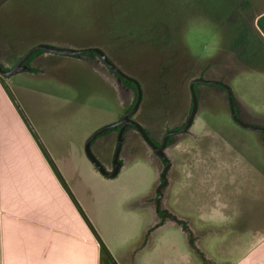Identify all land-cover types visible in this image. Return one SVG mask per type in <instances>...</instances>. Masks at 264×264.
<instances>
[{"label": "rangeland", "instance_id": "obj_1", "mask_svg": "<svg viewBox=\"0 0 264 264\" xmlns=\"http://www.w3.org/2000/svg\"><path fill=\"white\" fill-rule=\"evenodd\" d=\"M263 16L264 0H0L1 64L40 45L97 49L140 85L127 117L147 138L162 142L186 125L162 154L128 129L116 151L121 174L105 181L94 173L99 154L112 161L117 133L87 140L127 126L135 90L84 54H40L33 70L5 78L118 264L160 237L161 255L143 248L137 264L232 261L264 236V132L242 127L231 105L240 121L264 128ZM201 81L223 88L198 85L191 110V85ZM0 91L26 126L2 79Z\"/></svg>", "mask_w": 264, "mask_h": 264}, {"label": "crops", "instance_id": "obj_2", "mask_svg": "<svg viewBox=\"0 0 264 264\" xmlns=\"http://www.w3.org/2000/svg\"><path fill=\"white\" fill-rule=\"evenodd\" d=\"M82 158L91 169L87 156L82 154ZM95 172L102 180L110 179L104 171ZM87 185L89 190L94 187ZM77 205L0 91V264H112V254L102 248ZM159 239L143 244L157 258L163 252L156 251ZM137 246L129 253L132 263L123 257L127 264H137L143 251ZM251 246L238 259L213 260L212 264H264V236Z\"/></svg>", "mask_w": 264, "mask_h": 264}, {"label": "water", "instance_id": "obj_3", "mask_svg": "<svg viewBox=\"0 0 264 264\" xmlns=\"http://www.w3.org/2000/svg\"><path fill=\"white\" fill-rule=\"evenodd\" d=\"M39 50H43V51H47V52H51L54 54H63V55H81V54H86L88 52H95L97 54H99V56L104 60V62L111 67L115 73H117L118 75L122 76L125 79L128 80H132L130 77H128L127 75H125L123 72H121L119 69L115 68L109 61L108 59L105 58V55H103V53L100 50L97 49H84V50H68V49H57V48H52V47H47V46H37L35 48H33L32 50H30L28 53H26L21 59L20 61L17 63V65L9 72H5L0 68V79L4 80L2 76L5 77H9L12 76L13 74H15V72L21 67V65L25 62L26 59H28L33 53H35L36 51ZM208 82V81H205ZM4 85H5V89L7 91V94L9 96V98L11 99V101L13 102L14 106L16 107V109L18 110L20 116L22 117L24 123L26 124L27 128L29 129L30 133L32 134L33 138L36 140L37 144L39 145L41 151L43 152L45 158L47 159V161L49 162V164L51 165L52 169L54 170L56 176L58 177L59 181L61 182V184L63 185V187L66 189V191L72 196V198L74 199L71 189L65 179V177L63 176V174L61 173L59 166L57 165L56 161L53 159L52 155L50 154L49 150L47 149L46 145L44 144L42 138L40 137L38 131L36 130L35 126L33 125L32 121L29 119L27 113L25 112V110L23 109L21 103L19 102L17 96L15 95L13 89L11 88L10 84L8 82H6L4 80ZM138 87L140 88V85H138ZM191 90L193 92V96L195 98V92H194V84L191 85ZM141 101V95L138 99V104ZM138 104L135 106V108L128 114H131L133 112H135L138 108ZM195 104H196V98H195ZM231 105H232V109H233V116L234 119H236V121L241 124L242 126H244L245 128L251 129V130H256V131H264V128H256L254 126L248 125L242 121L239 120V118L237 117L235 108H234V103L231 99ZM128 116V115H127ZM126 116V118H127ZM141 131L142 129L139 127V125L135 124ZM143 133V131H142ZM145 139L151 144V142L149 141V139L146 137V135L143 133ZM153 145V144H151ZM154 149L156 151L161 152L162 148H156L153 145ZM111 261L113 264H118L117 261L111 256L110 257Z\"/></svg>", "mask_w": 264, "mask_h": 264}, {"label": "flooded vegetation", "instance_id": "obj_4", "mask_svg": "<svg viewBox=\"0 0 264 264\" xmlns=\"http://www.w3.org/2000/svg\"><path fill=\"white\" fill-rule=\"evenodd\" d=\"M43 51V50H42ZM37 52V51H36ZM46 54H52V55H55L54 53H51V52H47V51H44ZM44 53V54H45ZM88 53H95V52H88ZM88 53H86V54H88ZM34 54V53H33ZM85 54V55H86ZM97 54V53H96ZM56 55H58V54H56ZM81 55H83V54H81ZM81 55H76V57H79V56H81ZM98 56H99V54H97ZM99 59L102 61V63L109 69V70H111L110 69V67L104 62V60L99 56ZM27 60V59H26ZM26 60H25V62H26ZM19 61H20V59H19ZM18 61V62H19ZM109 61V60H108ZM17 62V63H18ZM24 62V63H25ZM111 62V61H110ZM17 63L14 65V67L17 65ZM24 63L21 65V67L20 68H22L23 67V65H24ZM13 67V68H14ZM28 67V66H27ZM1 68V67H0ZM12 68V69H13ZM2 69V68H1ZM12 69H10L9 71H11ZM3 70V69H2ZM3 71H5V70H3ZM9 71H5V72H9ZM112 72V71H111ZM112 74L113 75H115L116 77H121V78H123L122 76H120V75H118L117 73H115V72H112ZM14 75V74H13ZM3 77V79L5 80V76H2ZM10 77V76H9ZM118 77V78H119ZM129 77V76H128ZM125 79V78H124ZM121 80V79H120ZM126 80H128V79H126ZM128 81H131V82H134L133 80H128ZM124 82V81H123ZM202 83H200V82H195V83H193L194 84V92L196 91V88L198 87V85H201V84H213V85H219V86H221V84H219V83H216L215 81H213V82H210V81H208V82H205V81H201ZM125 83V82H124ZM135 83V82H134ZM136 84V83H135ZM222 87V86H221ZM223 88V87H222ZM133 89V88H132ZM133 90H135V89H133ZM192 91V90H191ZM135 93H136V96H135V100L134 101H136L135 102V104H134V107L133 108H130L129 110H128V113H130L134 108H135V106H136V103H137V101H138V86H137V84H136V91H135ZM193 93V92H192ZM195 95H196V93H195ZM194 106H195V103H194V101H193V104L191 105V110L194 108ZM236 111V110H235ZM128 113H127V115H128ZM236 114H237V112H236ZM126 115V116H127ZM125 116V117H126ZM120 122V121H119ZM127 126H123V125H121V124H119V125H117V124H114L113 126H110V127H106L105 129H101L98 133H96V134H94V135H91L89 138H88V140L87 141H89V140H96L100 135H102V134H104L105 132H106V134H108V133H111V132H113V131H115L116 133H117V136H116V142H117V144H116V148H115V151H114V154H113V158H112V161L110 162V164L109 163H107L106 162V160H105V158L101 155V154H99L98 153V151L96 152L97 154H99V156H100V158H101V161H102V163L103 164H105V165H103V164H101L102 166H103V168L101 167V169H102V171H104V172H106V173H108V175H115V177H117L119 174H120V172H121V169L123 168V163L120 161V158L119 159H116V155H117V153H116V151H117V149H118V139H119V137H121V134H122V136H123V134L128 130V129H130V128H132V129H135V131H137L141 136H143L144 137V135H143V133L145 134V129L144 128H142V126H140V124L137 122V121H135L134 119H133V117L131 118V117H127ZM135 124H137V125H139V127L142 129V131H143V133H142V131L135 125ZM185 126L186 125H183L182 126V128H177L175 131H172V132H170V133H168L166 136H165V138L164 139H162V142H157L156 140L154 141V140H152V139H150V138H148L149 139V141L151 142V144H153L156 148H162L163 147V149H162V151H164V150H166V148H167V146H166V143H167V141H169L170 139H173L174 137H175V135L178 133V134H183V133H186L185 132ZM242 127H244V126H242ZM255 131V130H254ZM258 132H264V131H258ZM146 135V134H145ZM142 137V138H143ZM146 137H147V135H146ZM86 141V142H87ZM145 142H147L151 147H152V149L154 150V151H156L155 149H154V147H153V145H151L146 139H145ZM97 150V149H96ZM161 151V154L163 153ZM157 156H158V154H157ZM96 157V156H95ZM97 158V157H96ZM161 158V157H160ZM161 160V162L164 164V169H165V167L167 166L166 164H167V159H160ZM121 165V166H119L118 167V165ZM114 177V178H115ZM113 264V263H112Z\"/></svg>", "mask_w": 264, "mask_h": 264}, {"label": "trees", "instance_id": "obj_5", "mask_svg": "<svg viewBox=\"0 0 264 264\" xmlns=\"http://www.w3.org/2000/svg\"><path fill=\"white\" fill-rule=\"evenodd\" d=\"M44 53H45V52L42 51V50H39V51L35 52L34 54H32V55L26 60V62L24 63L23 67L29 66L30 69L33 70V68H32L33 66H31V62H32L34 59H36V57H37L38 55H40V54H44ZM84 55H85V54H84ZM86 55H94V56H96V57L99 58V56H98L96 53H88V54H86ZM50 56L53 57L54 55L50 54ZM16 63H17V61H16V59H15V61H13L12 63H10L11 66L7 67V66H4L3 64L0 63V67H1L3 70H5V71H9L10 69H12V68L14 67V65H15ZM118 77H119V76H118ZM119 78H120L122 81H124V82H125L130 88H133V89H135V91H136V84H135L134 82L128 81V80H126V79H124V78H121V77H119ZM135 102H136V101H134V102L132 103V105H131L130 108H133V107H134ZM107 261H108V263H109V260H108V259H107ZM109 264H110V263H109Z\"/></svg>", "mask_w": 264, "mask_h": 264}, {"label": "snow or ice", "instance_id": "obj_6", "mask_svg": "<svg viewBox=\"0 0 264 264\" xmlns=\"http://www.w3.org/2000/svg\"><path fill=\"white\" fill-rule=\"evenodd\" d=\"M197 37H196V35L195 34H193V37H192V39L193 40H195Z\"/></svg>", "mask_w": 264, "mask_h": 264}]
</instances>
